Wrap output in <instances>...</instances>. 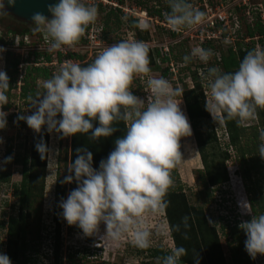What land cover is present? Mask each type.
Instances as JSON below:
<instances>
[{
  "label": "clouds",
  "instance_id": "obj_1",
  "mask_svg": "<svg viewBox=\"0 0 264 264\" xmlns=\"http://www.w3.org/2000/svg\"><path fill=\"white\" fill-rule=\"evenodd\" d=\"M8 2L14 4L15 0ZM167 4L165 22L173 31L191 29L205 21L206 14L190 0H167ZM48 10L51 19L39 12L33 14L32 30L43 34L50 50L77 44L99 15L98 7L84 0H57ZM4 13L0 0V14ZM137 26L148 27L143 22ZM149 52L144 41L121 40L105 47L87 65L66 61L42 82L43 92L29 98L35 111L18 117L37 133L47 126L49 132L56 131L64 137L90 133L94 141L111 136L117 123L125 125V134L115 140L114 150L101 160L98 170L92 166V153L77 149V158L68 167L74 176L68 175L64 181L75 180L77 187L59 206L68 225L78 226L85 236L97 235L103 224L102 237L114 243L130 237L140 249L151 246L153 231L148 217L166 209L164 197L174 183L171 170L184 162L181 139L193 134L180 107L182 99H177L183 97L182 90L163 76L151 75ZM213 55L212 49L197 45L183 57V62L198 59L207 64ZM136 78L145 80L147 101L131 90ZM203 79L207 85L205 108L214 121L229 119L246 124L258 118V109L264 110V48L250 50L234 72L209 67ZM8 91L9 77L0 70V129L7 124V113L2 108L8 104ZM93 121H98V126L94 127ZM259 139L258 153L264 159V130ZM36 149L42 159H49L50 165L54 157L49 156L47 146L41 142ZM11 159L7 157L6 161ZM240 206L250 213L249 203L244 201ZM238 227L245 232L248 255L252 259L264 256V213L252 214L250 221ZM155 234L166 237L168 231L161 225ZM186 255L184 247H175L159 259V264H181ZM0 264H11L3 252ZM260 264L264 262L260 260Z\"/></svg>",
  "mask_w": 264,
  "mask_h": 264
},
{
  "label": "trees",
  "instance_id": "obj_2",
  "mask_svg": "<svg viewBox=\"0 0 264 264\" xmlns=\"http://www.w3.org/2000/svg\"><path fill=\"white\" fill-rule=\"evenodd\" d=\"M262 1L261 5L264 9V0ZM165 10L167 12L169 11L168 5H166ZM115 11L116 9L113 7H109L106 11L103 20L105 26L109 17ZM161 13L162 10L159 8L146 12V14L156 17L159 20ZM250 14L257 15L253 11ZM244 16L242 14V20L238 21V25L242 27V31L240 32L241 29L239 28L235 34L236 39L233 48L228 46L225 54L214 51L211 48L213 45L201 44V47L213 50L214 55L208 62L209 67H218L223 72L236 71L243 57L254 48L255 44L251 40L250 46L244 45L242 43L244 38L251 39L258 37V43L261 48H264V44L262 43L264 41L263 26L260 25L259 20H247L245 18L246 16ZM20 23L23 27L20 26L18 30L8 28L5 33L10 36L19 35L22 40L25 39L30 34L29 27L25 26L22 22ZM127 23L130 29L136 31V19L128 17ZM84 35L78 43L84 42ZM42 36L43 34L41 33L34 34V37L37 39L35 44L42 42ZM170 36L174 37L175 34L170 33ZM0 44H9L5 48L3 59V71L9 77L8 99L14 97L10 92L18 89V98L23 101L24 106L28 109V115H31L33 109L30 107L31 101L29 98H35L36 96L34 89L35 81L37 79L46 80L49 76L48 69L36 65L50 62L52 60L51 54L49 55L46 52L41 53L39 51L30 52L27 56H34V59L31 58L32 62L28 63L30 58L26 57V55L23 57L20 54H14V45L11 46L12 44L7 43L2 36H0ZM18 46H23L22 42H19ZM166 55L167 52L165 54L161 53V56H163L160 58L161 62L167 61ZM149 57L150 67L157 71L159 69L156 64V61L159 60L158 50H150ZM56 58L59 61L62 57L56 54ZM65 58L81 62L80 55L68 54ZM18 66L24 67L23 75H20ZM200 67L198 66V68ZM166 72L167 68L162 70L161 74H165ZM190 81L191 87L182 89L183 97L181 99L184 113L192 128V136L202 165L199 176L200 185L203 190V193H201L203 195V201H208L207 203L213 202L212 193L217 191L221 185L227 183V173L223 164L229 159L228 149H230L233 153V162L237 166V173L244 182L243 191L247 203L250 204L249 211L251 218L252 214L259 215L264 213V178L262 180L258 178V170L264 168V162L262 167L258 166L255 162V157L259 155L258 146L261 143L259 134L261 130H264V110L258 109V118L252 124H238L236 120L229 119L221 122L222 135L225 136L224 148L222 149L218 146L219 143L211 127L210 117L205 108L204 92L201 90V84L195 76V72L191 74ZM17 82H19L20 86H17ZM2 110L4 112L9 111L10 104L4 105ZM12 117L13 114L7 116V119L10 120ZM93 125L94 127L98 126V121H93ZM115 126L117 130L111 136L101 137L95 141L90 139V133L70 136L66 168L61 174L56 171L53 188L50 264H74L73 257H78L75 254L81 253L79 251L75 253L67 252L64 256L61 253L59 234L60 226L63 222V210L59 205L61 200L67 199L69 193L77 187L75 180L71 183L64 182L65 177L68 175L74 176V173H69L68 167L77 158V149H87L93 156V168L98 170L101 160L107 159L109 153L114 150L115 140L121 138L126 132V127L122 122L117 123ZM205 127H208L205 133L201 132L202 128L205 129ZM47 130V126H44L39 133L32 130L29 136L30 142L23 153H13L10 143H6L4 146V158L6 159L11 156V162L20 167V180L17 184L11 186V194L16 198V209L14 214H9L6 220L0 221V229L4 231L5 235V242H0V252H2V247L4 246V253L10 257L13 264L36 263L38 247L35 242L40 237L35 233L34 239H26L27 235L30 234V231L27 230V220L36 216L40 211L46 158H41L40 153L36 149V145L43 142L47 146ZM174 173L175 171L172 169L171 177L175 175ZM261 177H264V174H261ZM7 180V175L0 172V183H5ZM164 200L167 202V207L163 212L173 248L184 247L187 250V255L181 258V264H196V260H199V264H255L254 259L245 250L246 235L239 230V223L235 218L227 220V217L221 215L217 217V221L221 223L220 230L227 231L225 236L229 237V243L227 244L228 258L226 260L219 244L217 232L213 226H207L201 207L188 205L179 187H170ZM85 241L87 244H92L93 242L89 237L85 238ZM169 251H164L161 248L141 249L139 252L140 254L145 253V258L139 264H159V259L169 254ZM104 264L109 263L106 262Z\"/></svg>",
  "mask_w": 264,
  "mask_h": 264
},
{
  "label": "rangeland",
  "instance_id": "obj_3",
  "mask_svg": "<svg viewBox=\"0 0 264 264\" xmlns=\"http://www.w3.org/2000/svg\"><path fill=\"white\" fill-rule=\"evenodd\" d=\"M207 1L210 4L222 3L221 5L223 7L227 6V8L231 10L233 17L235 16L238 21L242 20V14L246 16V14L250 12V10L247 9L249 8L247 6L248 4L254 5L258 3L256 0H247L245 3L246 8H242V0ZM262 2L263 1L260 0L259 4H262ZM94 4L98 7L99 15L97 20L92 24L93 26L91 25L92 28L87 34L89 39L87 41L84 39L83 44H86V47L80 50L81 53L79 52L81 61L79 64L87 65L91 63L95 59L96 55L105 47L111 46L112 44L121 40L144 41L148 44L150 50L156 49L159 53V60L156 61L159 69L155 71L150 67L152 70V76H163L172 83L174 88H180L182 90L183 88L187 89L191 87L190 76L193 72H195V76L201 84V90L204 92L203 94L205 97L207 85L206 81L203 79V76L209 68L208 63L205 64L198 59H194L189 63L183 62V57L190 54L191 49L194 47L193 39L195 38L194 36L199 28L195 26L191 29H185L180 32L173 31L165 22V14L167 13L165 7L168 5L167 0H105V2H99V0H95ZM237 5L241 8H238ZM109 7L115 8L116 11L109 17L105 26L103 23L104 15L106 14V11L109 9ZM236 7L238 10H233ZM156 8L162 10L160 20L156 17L150 16L149 14H146V12L152 11ZM250 13L248 16L244 17L247 18V20H259L261 23L260 25L264 26V17L261 19L258 15L254 16ZM128 17L131 19H136L137 25L143 22L146 23L148 27L146 29H141L137 26L136 31H134L129 28L130 26L127 23ZM230 23L231 21L229 20V28ZM20 26L23 27L19 21L13 19L7 12L0 14V36L4 37L7 43L9 42L12 44L11 46L14 45V54H20L23 57L26 55V57L30 58L28 61L29 63L32 62L34 56H27V54L33 52L31 48L34 47L35 43L37 42V39L34 37L35 32L32 30L33 25L25 24V26L29 27L30 34H28L23 40L19 35L10 36L5 33L8 28L18 30ZM232 28L233 27L228 29L229 33L231 32ZM240 29L241 32L242 27H240ZM262 29L264 30L263 27ZM170 33H174L175 36L171 37ZM233 39L235 41L236 38ZM19 42H22L23 46L17 47ZM250 42L251 41H242V43L247 46H250ZM262 43L264 44V41ZM1 45L3 44H0V48L5 50L9 44L3 46ZM233 45L224 43L223 40H219L218 44H215L211 48L216 52L218 51V53L225 54L226 48ZM4 52L5 51L0 52V70H3L4 67ZM39 52L44 53L43 51ZM162 52H167L166 62L160 61V58L163 57L161 56ZM56 53H60V50H50V52L46 51V54H51V58H55L52 60L54 64L46 68L49 70V76L47 79L51 78L58 71L61 64H63L62 62H64L63 58H61L59 61L57 60ZM198 66L201 67L198 68ZM165 68H167V72L165 74H161V71ZM185 68L186 70H184ZM23 72L24 67H20V75H23ZM43 81V79H37L35 81L34 89L36 93L43 92ZM131 90L133 91L134 95L139 96L141 99L147 101L149 90L147 89L145 80L140 78L134 79L131 85ZM18 92L19 91H17V89L10 92L14 95V97L8 99L10 110L5 113H7V116L13 114V117L9 120L6 116V127L4 129H0V139L3 141V143H0V172L6 174L8 179L7 182L0 183V221L6 220V217L9 214H14L16 209V198L11 194V186L17 184L20 180V167L14 165L11 161H6L3 155L4 146L6 143H10L13 153H23L28 147L30 142L29 136L32 132V129L28 127L24 120L18 119L20 116H28V109L24 106L23 101L18 98ZM177 99L179 100L181 97H177ZM180 107L184 112L183 103H181ZM33 111H35V109H33ZM208 114L210 117L211 127L213 128L215 137L219 143L218 146L223 149L225 136L222 135L221 122L214 121L209 112ZM57 119H60V116H58ZM254 121L255 120H252L246 124H252ZM207 128L208 127H205V129L202 128L201 132L205 133ZM47 132V148L49 149V156L54 158L50 165L49 159L46 158L40 211L36 216H33L27 220V230L30 231V234L27 235L26 239H34L35 233H37L40 237L35 242L38 247L35 264L51 263L50 232L52 231L51 210L53 203V188L55 184L56 171L61 174L66 168L70 144V136L64 137L62 133H58L56 131L49 132L47 130ZM181 152L184 162L181 166L174 168L175 175L172 176L174 183L171 187L180 188V191L187 200L188 205L202 208L205 222L208 227L213 226L216 230L223 256L227 260V244L229 243V237L225 236L227 231L220 230L221 223L217 221V217L221 215L227 217V220H232L235 218L239 224L241 222L251 220V213L246 212L240 206L241 202H247V200L243 191L244 182L237 173V166L233 162V153L230 149H228L229 159L223 164L227 173V183L221 185L217 191L213 192L212 197L214 201L207 203L208 201H203V195L201 194L203 193V190L200 185L201 182L199 172L202 170V165L193 136L181 139ZM255 162L258 166L262 167L264 161L259 155H257L255 157ZM258 172V178H260L259 180H262L264 177H261V174H264V168H260ZM62 221L63 222L60 226L59 234L62 255L64 256V254L67 252H81L80 254H75L78 257H73L74 264H104L106 262L109 264H139V262L145 258V253L140 254L139 250L141 249L135 247L131 243L130 237H125L118 243L110 241L107 237H102L105 233V225L103 224L100 225V231L97 235L85 236L78 226H70L64 219ZM148 221L151 230L153 231L152 243L148 248H161L164 251H171V249H173V244L171 238L169 237V231L165 221L164 212L149 216ZM161 225L166 227L168 231L166 237L157 236L155 234L156 228ZM239 230L244 232L240 228ZM87 237L93 240L92 244L86 243L85 238ZM0 242H5L4 231L1 229ZM3 248L4 246L2 247V252L4 253L5 249ZM256 260V264H259V260H261L263 263L264 256L259 255L256 257ZM11 264L13 263L11 262Z\"/></svg>",
  "mask_w": 264,
  "mask_h": 264
},
{
  "label": "built area",
  "instance_id": "obj_4",
  "mask_svg": "<svg viewBox=\"0 0 264 264\" xmlns=\"http://www.w3.org/2000/svg\"><path fill=\"white\" fill-rule=\"evenodd\" d=\"M98 1V0H97ZM246 1L247 0H242L243 4H242V8H246ZM258 1V3L254 4V5H250L248 4L247 6L249 8H247L248 10L251 11H255V13H257V15L263 19L264 17V9L262 7L261 4H259L260 0H256ZM84 2L86 4H94L95 0H84ZM99 2H105V0H99ZM190 3H192L196 8H198L200 11H203L206 14V18L205 21L198 25L197 28H199V30L197 31V33L195 34V38L193 39V42L195 44V46L199 45L201 46V44H210V45H217L218 41H222L224 43H229L230 45H233L234 39L235 38V34L237 33V31L239 30V25H238V20L235 18V16L233 17V15L231 14V10H229L227 8V6L223 7L221 4L222 3H216V4H210L208 3L207 0H190ZM238 8H241L240 6L237 5ZM236 8H234L233 10H238ZM234 12V11H233ZM249 12V13H250ZM246 14V16L249 15ZM229 20L231 21L230 23V28H232L231 32H228L229 26ZM92 25V24H91ZM89 25L85 35H84V39L87 41L89 39V36L87 35L88 32L90 31V29L92 28V26ZM264 28V26H263ZM258 37H254V38H244V41H254V48L260 47V44L257 41ZM233 40V41H232ZM242 40V41H243ZM234 46V45H233ZM233 46H231L233 48ZM86 47V44L83 43H77L74 46H64L60 49V53H56L59 54L63 59L64 62H62L63 64L66 61H72V62H76L79 63L77 60H72V59H67L65 58V56H67L68 54L71 55H80L79 52L80 50L84 49ZM253 48V49H254ZM32 51H49L50 52V47L48 42L45 40L44 36H42V42L39 44H35L34 47L31 48ZM59 51V50H58ZM81 53V52H80ZM163 54H165L166 52H162ZM65 55V56H63ZM55 59L52 57V60ZM52 60L48 63H40L37 64L36 66H42L47 68L48 66L53 65L54 63L52 62ZM62 65V64H61ZM21 66H18V68L20 69ZM20 72V71H19ZM17 86H19V82H17ZM18 90V89H17ZM259 256V255H257ZM256 258L254 259V262L256 264ZM259 264H260V260H259Z\"/></svg>",
  "mask_w": 264,
  "mask_h": 264
},
{
  "label": "water",
  "instance_id": "obj_5",
  "mask_svg": "<svg viewBox=\"0 0 264 264\" xmlns=\"http://www.w3.org/2000/svg\"><path fill=\"white\" fill-rule=\"evenodd\" d=\"M4 10L15 20L26 25L33 23V14L39 12L47 18L51 17L49 6L55 5L57 0H15L14 4H9L8 0H3Z\"/></svg>",
  "mask_w": 264,
  "mask_h": 264
}]
</instances>
